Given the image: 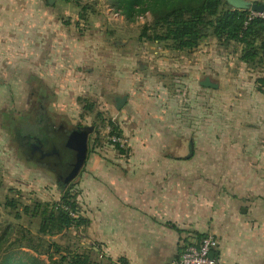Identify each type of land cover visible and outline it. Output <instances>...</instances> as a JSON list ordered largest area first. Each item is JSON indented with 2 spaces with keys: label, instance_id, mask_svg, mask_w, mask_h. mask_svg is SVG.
Instances as JSON below:
<instances>
[{
  "label": "crops",
  "instance_id": "0c3cea01",
  "mask_svg": "<svg viewBox=\"0 0 264 264\" xmlns=\"http://www.w3.org/2000/svg\"><path fill=\"white\" fill-rule=\"evenodd\" d=\"M246 1L264 4V0ZM102 2L0 0V193L4 184L13 181L31 184L28 204L60 201L54 191L45 198L39 193L44 176L34 171L37 162L26 164L19 159L20 149L25 150L19 125L13 123L17 117L12 105L21 104L23 96L18 92L14 98L17 92L13 89L37 88L33 96L38 101L46 83L63 110L70 105L69 99H60L64 93L96 89L101 102L104 99L105 104L116 106L115 122L128 155L110 157L116 150L108 147L109 155L90 152L78 176L75 200L78 215L88 221L82 226L85 245L113 261L179 264L190 239L211 235L218 241L215 255L220 264H264V91L250 93L244 100V135L249 141L243 149L242 197L253 201V207L242 210L248 212L245 216L233 213L221 222L219 206L214 203L219 179L209 171L210 167L219 169L220 161L197 158L204 123L200 121L192 131L186 128L188 119L179 113V101L160 77L170 75L174 84L195 87L192 93H198L205 78L217 83L214 75L221 69L232 72L230 65L237 71L246 66L234 62L242 47L223 48L213 38L184 51L142 43L138 26L142 18L151 21L149 14L130 22L106 1V10L98 15ZM123 26L133 37L119 38ZM154 45L161 48L151 50ZM90 53L98 57L95 67L102 65L96 76L98 69L92 76L84 70L91 62ZM141 60L147 66L141 67ZM246 83L252 84V79ZM124 97L127 101L118 111ZM38 124L31 134L36 137L42 127Z\"/></svg>",
  "mask_w": 264,
  "mask_h": 264
},
{
  "label": "rangeland",
  "instance_id": "374dc122",
  "mask_svg": "<svg viewBox=\"0 0 264 264\" xmlns=\"http://www.w3.org/2000/svg\"><path fill=\"white\" fill-rule=\"evenodd\" d=\"M102 1L104 2L101 3V6H99L98 9L96 8L99 13L98 15L102 13L103 9L106 10V1L110 0ZM223 9H231V6L228 3L224 4ZM112 21L117 20L113 19ZM146 24V19L142 18L138 26L141 32L149 29ZM117 26L121 25L119 24ZM208 30L210 29H206L205 33H207ZM151 32L153 31L151 30ZM161 32V30L158 31V33ZM118 35L119 38L122 36L123 39L133 37V33L127 31L125 27L123 32ZM209 38L216 39L213 36ZM209 38L206 40H209ZM96 40H98V38H96ZM141 42L147 43V40ZM216 43L223 48H228L231 44L235 45V47H241L240 45L225 41L221 42L217 40ZM160 45H163L162 47H168L169 44L162 43ZM157 47L161 48L160 46L154 45L150 49L158 50ZM262 55H258L256 59L258 63L256 60L251 64L245 63L246 66H243V68L238 71L233 65L229 66L230 69L232 68V72L221 69V71L214 75L215 82L219 85V88L214 89V91L201 87L198 88V91L200 92L194 94L192 91L195 92L197 88L195 89V87L192 88L186 87L185 85L174 84V79H171L170 75L167 74L160 76L162 83L167 85L170 92L176 96L175 99L179 101V106L182 107H180L182 111L179 110V113H182L184 118L188 119L185 124V126H187L186 128L192 131L193 127L195 128L199 125L200 121H203L204 123V134L202 138L198 139L197 143L198 147H200L198 148L199 152L197 158H203L209 161H220L221 167L219 169L216 167H210L209 171H213L214 175H217V178L219 179L217 190L214 192V195H217V200H214V203L219 206L221 222H224L227 217H230L233 213L237 216H245L248 212L242 213V210L253 207V201L245 200L242 197L244 191L243 176L245 157L243 149L245 143L247 144L249 141V137L247 138V136L244 135V132L246 131L244 100L246 98L247 101V95H250V93L254 95V92L256 94V92L264 91V67L263 63H260L259 61V59L261 61L264 59V56ZM238 57L239 59L236 61V58ZM238 57H235L234 62L239 64L242 62L240 58L241 54ZM88 58L91 59V62H89L84 68L87 72V76L88 74L92 76L96 69L98 70L94 73L95 76L100 74L102 71V65L100 64L97 68L95 67L97 63L94 59L98 58L96 53H93V55L90 53ZM219 59L223 63L227 62V58L219 57ZM143 65L144 67L147 66L145 60H141V67ZM82 72L83 71H81L80 68L79 73ZM156 73H158V71ZM249 77L252 79V84L250 85L246 83V81L248 82ZM235 80H237V82ZM45 84L43 92H40V96L43 95V97L38 98V101H36L35 96H33V92L37 91V88L27 87L26 89H13L14 92H17L14 94V98L19 97L18 92L23 96V102L21 104L12 105L13 115L17 117V119L13 120V123L17 122L19 125L21 144L25 142L24 136H27V140L30 136H35L31 134L33 133V130L35 131L38 123V127H51L57 130V136L60 132L62 134V131L68 132L72 129L78 130L85 127H94V131L89 136L88 156L90 152L109 155L107 149L110 148L116 150V152H113L114 156L110 157L118 158L117 155H121L123 156L122 158H126L128 154L125 149H122L125 145L124 141L122 140L124 143L123 146L119 144L120 147L117 143L113 142V138H120L118 135L121 133L114 117V114L117 112L116 106L105 104L104 99H102L103 101L101 102L99 90L90 89L88 92L87 89L83 88H80V90L71 89L69 92L64 93V96L61 95L60 97V99H69L67 102L70 105H67L65 110H63L59 109L60 107L57 105L55 99L56 95L53 90ZM209 94H213L214 96H210ZM71 100L74 102L73 104L71 103ZM172 103L176 104V102ZM67 108L70 111V114H68ZM40 114H43V117L42 115L40 117ZM40 121H43V123ZM60 129H62V131H60ZM14 132L13 143L12 141L11 143L12 148L15 150L17 144L15 143ZM13 152L15 154V151ZM188 154L189 152L187 155ZM195 156L196 153L194 151L193 158H196ZM19 159L26 164H28V160L36 163V159L34 158L35 160H33L32 157L30 158L22 149H20L19 152ZM37 164L39 166L34 171L37 172L38 175L41 173L44 176V181H42L41 184L42 188H39L40 190L38 191H40L39 193L42 194L44 198L47 194L51 195V191H54L56 196L58 195L60 199L63 195H69L74 198L76 197V185L78 183L79 175L68 183H65L66 181H64V178L58 182V178L54 175L51 169L47 166H43L39 162ZM203 175L206 176V174ZM10 177L16 179L17 176H12V174H10ZM1 184V186H3V183ZM29 185L31 184L21 185L20 182L11 181V183L4 184L5 188L0 193V199H2L1 202L3 204L0 208V235L4 236V241H2V247L0 250V264H19L21 261L30 263L43 261L47 263L46 257L39 256L24 247H18V244H22V246L27 245V240L23 239V235L26 234L27 230L32 233L35 239L38 236V228L40 224L38 219L30 220L24 216V214L21 216L22 214L20 213V219L15 218L16 213H18L17 211L20 212L26 204L29 205L27 200L29 195L32 194V189ZM214 188H216V185H214ZM208 202L211 203L210 200ZM12 203L15 204L14 207H10ZM78 206L79 205L77 204V207ZM83 231V228L70 229L62 235L44 237V239L46 243L57 242L64 249H77L79 252L92 251L89 245H85Z\"/></svg>",
  "mask_w": 264,
  "mask_h": 264
},
{
  "label": "trees",
  "instance_id": "16d2710c",
  "mask_svg": "<svg viewBox=\"0 0 264 264\" xmlns=\"http://www.w3.org/2000/svg\"><path fill=\"white\" fill-rule=\"evenodd\" d=\"M108 2L116 12L130 22H135L149 14L151 21L146 24L149 29L141 32V41L167 43L171 49L184 51L199 47L203 41L213 36L218 41L240 45L242 47L240 58L244 63L251 64L258 55L264 54V19H255L247 24L249 11L233 8L224 10L223 5L227 4L226 0H110ZM208 28L210 30L205 33ZM159 30L162 32L158 33ZM259 61L264 66V59ZM256 62L258 63L257 60ZM118 136L120 137V134ZM75 198L63 195L58 202L34 200L30 203L32 205L26 204L20 212L17 211L16 219H20V214L21 216L24 214L30 220L40 221L36 237L38 241L27 230L23 235V239L28 242L27 245L18 244V247H24L47 258V263L21 261L19 264H128L125 259L113 261L105 258L93 249L79 252L77 249H64L57 242L46 243L44 237L62 235L70 229H84L85 227L82 226L88 224L87 220L78 215ZM12 206L14 207L15 204L12 203L10 207ZM3 238L4 236L0 235V250Z\"/></svg>",
  "mask_w": 264,
  "mask_h": 264
},
{
  "label": "water",
  "instance_id": "95a60500",
  "mask_svg": "<svg viewBox=\"0 0 264 264\" xmlns=\"http://www.w3.org/2000/svg\"><path fill=\"white\" fill-rule=\"evenodd\" d=\"M51 1V0H50ZM55 1V0H54ZM227 3L234 9L239 11L256 10L259 12L264 11V7L258 4H252L246 0H226ZM201 86L209 89H218L219 85L213 83L210 78H205L201 82ZM127 99L124 97L118 102L117 109L121 110L125 105ZM94 131V127H85L82 129L74 130L71 133H63L56 137L54 145L58 150V156L50 158L51 155H46L49 167L55 168L58 172V182L64 178L65 183L70 182L79 175L83 169L88 157V142L89 136ZM45 157V158H46ZM65 177L67 179L65 180ZM215 254L212 253L213 257Z\"/></svg>",
  "mask_w": 264,
  "mask_h": 264
},
{
  "label": "built area",
  "instance_id": "2783aa9c",
  "mask_svg": "<svg viewBox=\"0 0 264 264\" xmlns=\"http://www.w3.org/2000/svg\"><path fill=\"white\" fill-rule=\"evenodd\" d=\"M255 19H264V11H249L248 23ZM113 142L124 145L121 138H113ZM218 247V241L215 237L208 235L202 238H192L183 247L179 264H220V259L212 253Z\"/></svg>",
  "mask_w": 264,
  "mask_h": 264
},
{
  "label": "flooded vegetation",
  "instance_id": "af4514ba",
  "mask_svg": "<svg viewBox=\"0 0 264 264\" xmlns=\"http://www.w3.org/2000/svg\"><path fill=\"white\" fill-rule=\"evenodd\" d=\"M76 129H72L71 131L68 132H64L62 131V129H60V131H62L63 133H71L72 131H74ZM40 134L36 137V136H30L27 140V138L25 139V142H23L21 144V146L23 147V149L26 151V154L29 155V157L31 158H35L36 162L38 161L40 164H42L43 166H47L49 169H51V171L54 173V175L58 177V172L57 170H55V168H51L49 167V163H47V161H51L49 159H47L46 155H51L50 158H53L55 160V158L58 156V150L56 149L55 145H54V140L57 137V130L53 129V128H47V127H42L40 129ZM61 135L58 134V136ZM23 140V139H22ZM46 157V158H45ZM37 162V163H38ZM67 179V177H65V180Z\"/></svg>",
  "mask_w": 264,
  "mask_h": 264
}]
</instances>
